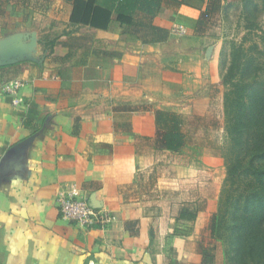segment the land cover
Returning a JSON list of instances; mask_svg holds the SVG:
<instances>
[{"label": "crops", "instance_id": "1", "mask_svg": "<svg viewBox=\"0 0 264 264\" xmlns=\"http://www.w3.org/2000/svg\"><path fill=\"white\" fill-rule=\"evenodd\" d=\"M161 1L149 21L170 38L156 43L115 13L109 30L74 25L73 0L0 1V41L38 39L35 60L0 66V264H224L212 219L225 143L186 154L199 130L226 139L223 42L217 17L199 23L211 0ZM16 82L17 106L4 90ZM158 111L180 116V152L162 148ZM71 193L114 222L63 220Z\"/></svg>", "mask_w": 264, "mask_h": 264}, {"label": "trees", "instance_id": "2", "mask_svg": "<svg viewBox=\"0 0 264 264\" xmlns=\"http://www.w3.org/2000/svg\"><path fill=\"white\" fill-rule=\"evenodd\" d=\"M192 1L181 0L178 3L192 5L194 2H203ZM161 3V0H73L71 22L74 25L109 30L115 13L118 23L129 26L131 30L136 29L134 32L143 41L164 42L170 38L168 30L150 23L160 10ZM220 10L221 0H211L208 10L200 17V26L205 27L211 21L210 17ZM138 14L142 16L141 20L138 19ZM231 48L229 69L224 65L222 52L227 139L220 148V153L225 161L227 176L222 187L218 212L212 219V234L217 240L224 241L226 222L230 219L236 220V226L232 228L233 236L229 237L231 243L225 250L227 259L232 261L231 253L235 252L243 264H264V167L255 160L246 162L249 150L264 159V88L253 90L251 82L246 79L247 68L251 62L243 44H232ZM253 49L259 50V46L254 45ZM155 115L160 127H169L161 135L162 148L180 152L185 146L184 136L178 128L181 124L180 116L161 111ZM250 132L254 134L252 140L247 138ZM246 180L248 185H244ZM242 184L245 189L235 198V193L240 191ZM233 200V216L226 219ZM230 246L235 248L234 251Z\"/></svg>", "mask_w": 264, "mask_h": 264}, {"label": "rangeland", "instance_id": "3", "mask_svg": "<svg viewBox=\"0 0 264 264\" xmlns=\"http://www.w3.org/2000/svg\"><path fill=\"white\" fill-rule=\"evenodd\" d=\"M214 16L217 17L215 22L219 27V32L214 37L223 42V61L224 65L226 64V67H228L226 69H229L231 63L232 44H243L245 50L248 51L249 62H251L247 68L246 79L248 82H251L253 90L256 88L262 90L264 88V0H221V10ZM254 45H258L259 50L253 49ZM212 126L218 127L217 124ZM253 136V132H250L247 138L252 140ZM220 138L222 137L217 132H211L210 136L204 134V137H202L200 130L199 132H195L194 142L187 150V156L190 160L199 159L202 155V146L197 144L198 142L209 144L214 151H219V146L223 145L227 139L223 141ZM251 160H255L261 167H264V159L259 158L256 152L249 150L246 162L248 163ZM244 185H248V180L245 181ZM244 185L242 184L240 191L235 193V198H238L239 194L245 189ZM233 204H235L234 200L227 211L228 215L226 219L229 216H233ZM234 225L236 226V220L230 219L226 222L224 229L225 238L224 241H220L223 247L224 264H243L240 262V256H237V253H231L233 257L232 261L227 259L225 253V250H227L231 243L229 237L233 236L232 228ZM230 247L234 251L235 248Z\"/></svg>", "mask_w": 264, "mask_h": 264}, {"label": "built area", "instance_id": "4", "mask_svg": "<svg viewBox=\"0 0 264 264\" xmlns=\"http://www.w3.org/2000/svg\"><path fill=\"white\" fill-rule=\"evenodd\" d=\"M176 31L178 33L183 32V27H178ZM22 86V82H16L4 88L6 92L15 96L13 101L15 106L21 103L18 92ZM91 202L88 198L74 193L62 195L57 201L63 220L87 229L95 227L100 229L109 228L115 219L113 212L104 207L96 208Z\"/></svg>", "mask_w": 264, "mask_h": 264}, {"label": "water", "instance_id": "5", "mask_svg": "<svg viewBox=\"0 0 264 264\" xmlns=\"http://www.w3.org/2000/svg\"><path fill=\"white\" fill-rule=\"evenodd\" d=\"M38 45L37 34L33 33L25 47L22 44V36L15 35L9 39L0 41V66L14 63L18 60H35L34 53ZM92 203L94 201L92 200ZM94 207L98 208L96 204Z\"/></svg>", "mask_w": 264, "mask_h": 264}]
</instances>
